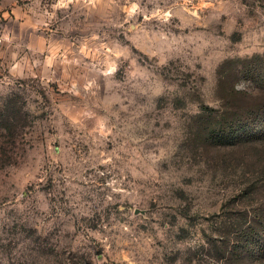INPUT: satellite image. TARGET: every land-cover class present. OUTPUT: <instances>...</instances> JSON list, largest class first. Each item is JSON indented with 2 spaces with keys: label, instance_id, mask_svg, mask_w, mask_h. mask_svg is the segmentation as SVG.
<instances>
[{
  "label": "rangeland",
  "instance_id": "rangeland-1",
  "mask_svg": "<svg viewBox=\"0 0 264 264\" xmlns=\"http://www.w3.org/2000/svg\"><path fill=\"white\" fill-rule=\"evenodd\" d=\"M263 130L264 0H0V264H264Z\"/></svg>",
  "mask_w": 264,
  "mask_h": 264
},
{
  "label": "trees",
  "instance_id": "trees-1",
  "mask_svg": "<svg viewBox=\"0 0 264 264\" xmlns=\"http://www.w3.org/2000/svg\"><path fill=\"white\" fill-rule=\"evenodd\" d=\"M259 133H261V132H259ZM249 137H255L257 139H264V130L261 134H255L254 136L249 135Z\"/></svg>",
  "mask_w": 264,
  "mask_h": 264
}]
</instances>
